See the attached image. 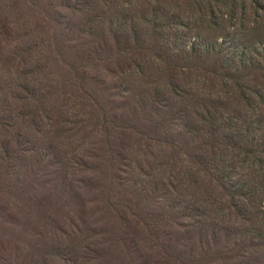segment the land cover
<instances>
[{
  "label": "trees",
  "instance_id": "1",
  "mask_svg": "<svg viewBox=\"0 0 264 264\" xmlns=\"http://www.w3.org/2000/svg\"><path fill=\"white\" fill-rule=\"evenodd\" d=\"M79 123L264 262V0H0L1 211L87 163Z\"/></svg>",
  "mask_w": 264,
  "mask_h": 264
},
{
  "label": "rangeland",
  "instance_id": "2",
  "mask_svg": "<svg viewBox=\"0 0 264 264\" xmlns=\"http://www.w3.org/2000/svg\"><path fill=\"white\" fill-rule=\"evenodd\" d=\"M74 134L88 160L72 170L73 178L34 180L16 215L0 210V264H264L263 254L259 260L258 251L241 248L189 209L169 213L163 182L153 186L141 176L147 183L135 186L94 123H79ZM148 163L149 174L156 173L155 162ZM210 215L216 223V207ZM233 244L249 260L235 259Z\"/></svg>",
  "mask_w": 264,
  "mask_h": 264
}]
</instances>
